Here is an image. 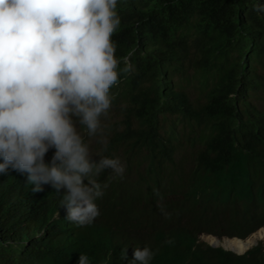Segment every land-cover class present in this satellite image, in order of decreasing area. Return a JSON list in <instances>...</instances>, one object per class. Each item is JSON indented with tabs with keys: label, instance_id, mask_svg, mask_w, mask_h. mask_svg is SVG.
<instances>
[{
	"label": "trees",
	"instance_id": "1",
	"mask_svg": "<svg viewBox=\"0 0 264 264\" xmlns=\"http://www.w3.org/2000/svg\"><path fill=\"white\" fill-rule=\"evenodd\" d=\"M258 3L118 0L111 106L95 136L76 128L93 161L118 158L125 171L91 178L103 190L100 215L83 227L65 218L50 185L33 192L27 174L0 175V264H78L81 255L129 264L137 247L153 252L150 264H264L260 246L235 255L197 242L219 225L242 239L264 225Z\"/></svg>",
	"mask_w": 264,
	"mask_h": 264
},
{
	"label": "clouds",
	"instance_id": "2",
	"mask_svg": "<svg viewBox=\"0 0 264 264\" xmlns=\"http://www.w3.org/2000/svg\"><path fill=\"white\" fill-rule=\"evenodd\" d=\"M117 2L0 0V175L9 169L27 174L33 192L50 185L63 194L65 218L82 227L100 215L95 201L103 190L91 178L105 169L116 176L125 171L118 158L93 161L76 128L78 122L95 136L111 106L109 90L118 83L120 63L111 39L121 23ZM255 10L264 12V4ZM131 70L129 64L123 69ZM49 149L54 153L45 163ZM218 229L199 234L197 242L235 255L260 246L264 254V225L243 239ZM252 236L241 252L223 246ZM152 257L148 247L133 248L129 264H150ZM78 264H89L88 257L79 256Z\"/></svg>",
	"mask_w": 264,
	"mask_h": 264
},
{
	"label": "bare ground",
	"instance_id": "3",
	"mask_svg": "<svg viewBox=\"0 0 264 264\" xmlns=\"http://www.w3.org/2000/svg\"><path fill=\"white\" fill-rule=\"evenodd\" d=\"M248 243H249V240H247L246 242H240V241H236V240H226V241H224L223 246L225 248L232 250V251L241 252L244 250L245 246L248 245Z\"/></svg>",
	"mask_w": 264,
	"mask_h": 264
},
{
	"label": "rangeland",
	"instance_id": "4",
	"mask_svg": "<svg viewBox=\"0 0 264 264\" xmlns=\"http://www.w3.org/2000/svg\"><path fill=\"white\" fill-rule=\"evenodd\" d=\"M262 233H263V232H262ZM257 234H258V233H257ZM257 236H258V235H257ZM201 240H202V241H207L208 238H202ZM248 240H249V243H248L247 246H245V248H246V247H249V246L251 245L252 241L255 240V236H252V237L249 238ZM245 242H246V241H245ZM257 242H258V241H257ZM257 242H256V243H257ZM260 243L263 245V249H264V237L261 239ZM245 248H244V249H245Z\"/></svg>",
	"mask_w": 264,
	"mask_h": 264
}]
</instances>
